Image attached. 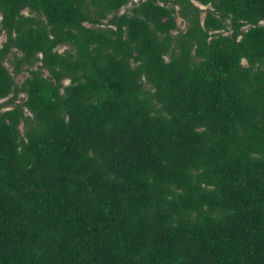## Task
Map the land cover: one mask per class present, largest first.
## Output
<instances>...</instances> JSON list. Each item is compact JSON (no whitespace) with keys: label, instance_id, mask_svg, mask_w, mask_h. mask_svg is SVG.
Returning a JSON list of instances; mask_svg holds the SVG:
<instances>
[{"label":"trees","instance_id":"16d2710c","mask_svg":"<svg viewBox=\"0 0 264 264\" xmlns=\"http://www.w3.org/2000/svg\"><path fill=\"white\" fill-rule=\"evenodd\" d=\"M160 1L0 0V264H264V0Z\"/></svg>","mask_w":264,"mask_h":264},{"label":"rangeland","instance_id":"374dc122","mask_svg":"<svg viewBox=\"0 0 264 264\" xmlns=\"http://www.w3.org/2000/svg\"><path fill=\"white\" fill-rule=\"evenodd\" d=\"M132 1H135V0H132ZM160 1V0H159ZM160 2H162V1H160ZM132 4V2L130 1V2H128L126 5H124V6H122L120 9H119V13L120 12H123V11H127L128 10V8L130 7V5ZM202 7H206V5H201ZM24 12L25 13H27L28 12V10L27 9H24ZM178 16H177V24H178V26L181 28V29H184L185 28V26H186V22H185V20L179 15V14H177ZM106 18L104 19V22H106ZM261 22H264V19L261 21ZM177 30L175 29V30H173L172 32L174 33V32H176ZM5 37H6V34H5V32L4 31H1L0 32V44L5 40ZM67 45H59L57 48H58V50H63L65 47H66ZM165 57L167 58V55H165ZM244 62H245V60H243ZM5 63H6V65L11 69L12 68V65H11V63L9 62V61H5ZM24 69L19 73V74H17L16 75V81L18 82V83H20L22 80H23V78L27 75V74H29V72L27 71V69H26V67H23ZM68 80L67 79H65V81L64 82H67ZM23 96H24V93H19V95H18V100H20L21 98H23ZM7 98V96L6 97H0V101H3L4 99H6ZM4 108V107H3Z\"/></svg>","mask_w":264,"mask_h":264}]
</instances>
